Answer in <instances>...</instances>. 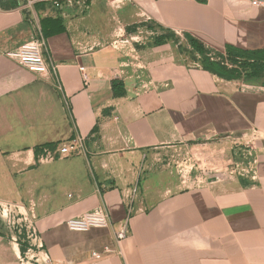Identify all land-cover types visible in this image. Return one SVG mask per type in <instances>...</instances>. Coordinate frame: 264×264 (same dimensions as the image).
<instances>
[{
    "label": "crops",
    "instance_id": "1",
    "mask_svg": "<svg viewBox=\"0 0 264 264\" xmlns=\"http://www.w3.org/2000/svg\"><path fill=\"white\" fill-rule=\"evenodd\" d=\"M251 1L61 0L28 17L0 11V201L34 208L37 256L53 264H264V76L227 80L171 37L156 42L172 30L220 54L226 46L264 50V0ZM42 17L64 27L45 37L47 63L57 66L47 77L1 53L31 38ZM76 136L82 151L40 161L44 149ZM226 137L247 147L249 176L149 182L159 150L209 148ZM129 203V235L117 246L113 232ZM98 206L108 227L65 225ZM7 235L0 220V264H35L20 262L24 245ZM104 247L112 251L91 257Z\"/></svg>",
    "mask_w": 264,
    "mask_h": 264
},
{
    "label": "built area",
    "instance_id": "2",
    "mask_svg": "<svg viewBox=\"0 0 264 264\" xmlns=\"http://www.w3.org/2000/svg\"><path fill=\"white\" fill-rule=\"evenodd\" d=\"M61 0H52L54 6H59ZM195 1V0H187ZM257 4V0L251 1ZM118 6V5H117ZM45 37L38 28L31 38L24 40L16 47L4 50L1 53L14 60L18 64L33 71L40 77H47L49 73L56 74V64L49 65L44 55ZM84 70L83 66L79 67ZM58 85V83H57ZM83 138L76 136L74 138L60 142L53 148H46L40 157L41 162L53 161L57 158L69 157L83 150ZM137 188L134 187L132 193L135 194ZM132 197V196H131ZM131 205H127V213L125 218L116 226L113 237L118 243L129 235V213ZM36 214L34 208H25L18 201H0V220L3 222L8 231L10 242L24 245L23 255L20 262L32 261L35 264H53L48 257H39L36 255L35 249L41 248V236L36 225ZM65 225L72 231L84 232L91 228L108 227L112 222L109 214L101 206L83 212L82 214L72 216L64 221ZM112 250L104 247L102 251H92L93 259H101L103 254ZM118 252L119 249H115Z\"/></svg>",
    "mask_w": 264,
    "mask_h": 264
},
{
    "label": "rangeland",
    "instance_id": "3",
    "mask_svg": "<svg viewBox=\"0 0 264 264\" xmlns=\"http://www.w3.org/2000/svg\"><path fill=\"white\" fill-rule=\"evenodd\" d=\"M36 1L40 0H0V11L21 9L28 17L32 14L33 4ZM46 1L49 5L52 4V0ZM177 40L181 43L179 45L181 51H185L192 59L200 57L185 38L181 40L178 37ZM206 48L211 56H218L217 51ZM234 140L232 137L220 138L216 142L217 146L186 147L180 152L161 149L158 155L160 158L152 160L151 167L147 169L148 173H153L149 177V182H154L156 177L161 183H175L177 186L186 187L200 186L214 181L219 184H230L237 177L249 176L251 155L246 151L247 147L234 144ZM146 177L148 176L144 175L143 179Z\"/></svg>",
    "mask_w": 264,
    "mask_h": 264
},
{
    "label": "trees",
    "instance_id": "4",
    "mask_svg": "<svg viewBox=\"0 0 264 264\" xmlns=\"http://www.w3.org/2000/svg\"><path fill=\"white\" fill-rule=\"evenodd\" d=\"M45 2L46 0L36 1L33 6L37 9L44 5ZM38 22L40 31L44 37L64 30L58 18L42 17L39 18ZM165 37H171L178 41L177 38L179 36L172 30H168L167 34L158 36L156 42H161ZM184 37L189 42L192 49L200 55L199 60L202 68L212 74L227 80L237 78L247 80L264 76V50L250 51L226 46L225 54H220L218 52V56L213 57L202 42L187 33L184 34ZM211 52L215 54L214 51ZM193 59L197 58L194 57ZM119 85L120 82L115 80L112 81V89L115 95H123L125 93L124 88H119ZM50 147L52 148L54 146Z\"/></svg>",
    "mask_w": 264,
    "mask_h": 264
}]
</instances>
